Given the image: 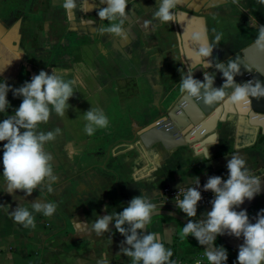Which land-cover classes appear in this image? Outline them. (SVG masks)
I'll use <instances>...</instances> for the list:
<instances>
[{"label": "crops", "instance_id": "1", "mask_svg": "<svg viewBox=\"0 0 264 264\" xmlns=\"http://www.w3.org/2000/svg\"><path fill=\"white\" fill-rule=\"evenodd\" d=\"M156 2L129 0L124 23L128 35L121 38L99 30L109 22L98 17L97 8L77 9L69 19L61 0H0V70L7 65L0 76L18 87L41 69L51 72L60 67L79 70L82 80L69 98L71 107L65 115L52 114L48 123L41 124L44 130L61 127V133L46 145L54 155L53 191L35 189L24 201L43 198L55 202L56 211L51 216L37 213L35 226L25 227L5 210L10 205L11 211L21 201L0 192V264H96L102 253L109 254L111 264H130L131 258L119 253L125 237L114 223L112 231L102 236H96L91 223L97 214L121 211L131 198L145 193L155 195L159 205L147 231L160 232L173 255L191 259L198 253L191 249L199 243L191 235L180 238L185 222L176 215L195 220L212 206L198 203L197 217H187L173 200L163 197L164 187L188 185L193 176L200 181L210 175L227 176L231 152L242 153L255 173L264 174V134L233 107L215 130L186 146L146 147L138 135L141 127L166 116L184 95L179 81L187 66L196 67L194 76L204 71L192 59L197 47L192 33L207 32L209 40L214 29L222 33L209 59L223 61L254 42L256 28L264 23V4L259 0H182L179 20L160 23L151 15ZM8 99L11 114L22 97L10 90ZM92 105L105 110L109 127L89 136L83 113ZM3 118L5 114H0ZM205 141L211 144L207 161L195 155L207 146ZM261 185L259 194L236 206L246 209L250 219L264 208V177ZM16 194L25 195L23 190ZM217 237L235 261L243 236L225 231Z\"/></svg>", "mask_w": 264, "mask_h": 264}, {"label": "clouds", "instance_id": "2", "mask_svg": "<svg viewBox=\"0 0 264 264\" xmlns=\"http://www.w3.org/2000/svg\"><path fill=\"white\" fill-rule=\"evenodd\" d=\"M259 2L264 4V0ZM61 3L69 19L75 17L77 9L88 12L97 8L98 17L109 22L100 27L102 33L114 34L121 38L128 35L124 23L128 15L129 0H99V4L95 0H61ZM181 3L182 0H157L151 15L160 23L177 22L180 18L177 9ZM251 22L256 23V19L252 17ZM213 31L215 35L212 40H209L207 32L192 33V39L197 44L193 49L192 59L205 69L210 65L218 69L226 79L221 86L216 87L215 72L210 74L209 71H204V79L201 80L193 75L196 67L189 65L183 73L181 72L180 92L187 97L202 100L209 106L220 102H228L237 109L252 105L253 97H264V81L253 77L244 82H237L234 77L241 73V62L237 59H229L227 62L217 59L213 63V59L209 57H212L213 49L222 38V33L216 32L215 29ZM256 33L254 46L264 52V23L258 25ZM243 64L251 70L249 65ZM81 83L79 70L72 71L60 67H53L51 72L41 69L18 87L9 84L6 78L0 76V114H5V118L0 119V141H4L0 145V164L3 165L0 172V192L9 193L14 200L21 201L11 211L10 205H7L5 210L15 222L25 227L35 226L37 213L51 216L56 211V203L43 198L27 200L28 203L24 201L25 196L35 189L46 188L48 192L53 191V182L57 180L54 155L46 145L56 139L61 133V127L44 130L41 124L48 123L52 114L60 117L65 115L66 110L71 107L69 98ZM10 90L13 96L22 97L21 103L11 114L8 113V109L12 107L8 99ZM83 119L84 131L89 136L97 129L109 127V117L99 106L92 105L84 111ZM205 144L207 146L197 149L195 155L200 157V160L207 161L210 159L211 144L207 141ZM126 147L131 148L133 145L127 144ZM115 154L117 152L114 148L113 155ZM226 167V178L210 175L201 185L200 177L193 176L192 183L187 187H178L173 199L178 209L187 217H197L198 201L202 199L201 187L215 194L210 201L212 207L203 218L188 219L183 224L179 232L180 238L191 235L200 245H207L203 251L207 264H227L228 250L222 244L216 243L217 236L225 231L236 237L242 235L244 240L233 264H264V208L250 219L246 209L237 210L236 207L243 204L246 198L251 200L262 191L261 179L264 174L255 173L240 152H231ZM16 190H23L25 195L18 197ZM154 197L155 195L147 193L134 196L121 211L97 214L91 223V230L96 236L111 232L110 224L114 223L115 230L125 237L120 243L119 253L130 257V264H178V261L172 258L173 249L167 246L160 232L143 231L159 211ZM107 207L105 205V208ZM96 264H111L109 254L102 253L96 259ZM194 264L204 262L197 257Z\"/></svg>", "mask_w": 264, "mask_h": 264}, {"label": "water", "instance_id": "3", "mask_svg": "<svg viewBox=\"0 0 264 264\" xmlns=\"http://www.w3.org/2000/svg\"><path fill=\"white\" fill-rule=\"evenodd\" d=\"M229 59H237L241 62V73L234 77L237 82L246 81V73L249 71L252 72V78H259L264 81V74L261 73L264 72V52L259 51L254 46V42L238 50L223 61L227 62ZM243 63L249 65L251 70L247 69ZM204 71H209L210 74L215 72L216 79L214 86L216 87L221 86L226 79L218 69H215L211 65L208 69H204ZM204 71L195 77L203 80ZM230 107L235 108L238 114L246 116L251 124L260 127L261 133L264 134V97L259 99L253 97L252 105H244L237 109L228 102H220L216 105L209 106L205 105L202 100L200 101L183 95L171 107L167 115L162 117L169 118L171 122L170 128L167 129L166 127L157 126L155 120L141 127L138 130V135L146 147H151L157 143H161L167 149L186 146L189 143L203 139L206 134L215 130L223 114ZM195 125L199 127L195 134L191 135L189 130ZM203 130H205L204 133H201ZM176 216L185 223L187 222V219L184 217L180 215ZM143 231L147 232V226ZM202 246L204 249L207 248V245Z\"/></svg>", "mask_w": 264, "mask_h": 264}, {"label": "built area", "instance_id": "4", "mask_svg": "<svg viewBox=\"0 0 264 264\" xmlns=\"http://www.w3.org/2000/svg\"><path fill=\"white\" fill-rule=\"evenodd\" d=\"M246 78L247 80L248 79H252V72L249 71L246 73ZM171 122L169 120V118H158L156 120V125L157 126H160V127H166L167 129L170 128V125ZM198 125H195L193 126L189 131H190V134L191 135H194L195 132L197 131L198 129ZM205 130L201 131V133H204ZM223 177H227V176H223ZM206 180L204 181H201V185H203V183H205ZM188 185H184V186H180V187H187ZM201 193H202V199L201 201H198V203L206 206V207H209V206H212L210 201L211 199L214 198V193L210 190H204L202 187H201ZM177 191H178V187H172V186H165L164 189H163V197L167 200H173L174 201V197L176 196L177 194ZM201 258L204 262V264H207V261H206V258L203 257V253L199 252V253H196L195 255H193V257L191 259H187L185 257H180V256H176V255H173V259H176L178 261V264H194V259L195 258Z\"/></svg>", "mask_w": 264, "mask_h": 264}, {"label": "trees", "instance_id": "5", "mask_svg": "<svg viewBox=\"0 0 264 264\" xmlns=\"http://www.w3.org/2000/svg\"><path fill=\"white\" fill-rule=\"evenodd\" d=\"M162 217H163V218H166V217H168V216L163 215ZM216 243H217V244H222V245H223L221 239L218 238V237L216 238ZM203 251H204V248H203L202 245H200V244H199L198 247H192V249H191V253H196V252H198V253H199V252L203 253ZM233 262H234V260H233L232 256H231L230 254H228V262H227V264H233Z\"/></svg>", "mask_w": 264, "mask_h": 264}, {"label": "rangeland", "instance_id": "6", "mask_svg": "<svg viewBox=\"0 0 264 264\" xmlns=\"http://www.w3.org/2000/svg\"><path fill=\"white\" fill-rule=\"evenodd\" d=\"M184 256H185V258H188V257H187L188 255H184Z\"/></svg>", "mask_w": 264, "mask_h": 264}]
</instances>
